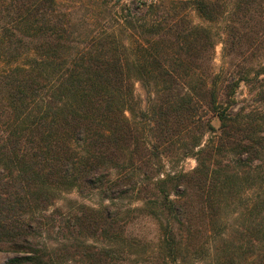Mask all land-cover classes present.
Returning <instances> with one entry per match:
<instances>
[{
	"label": "trees",
	"instance_id": "trees-1",
	"mask_svg": "<svg viewBox=\"0 0 264 264\" xmlns=\"http://www.w3.org/2000/svg\"><path fill=\"white\" fill-rule=\"evenodd\" d=\"M85 1L0 0V252L15 255L3 264H60L40 240L48 213L73 191L111 205L74 202L71 227L118 246L126 231L114 201L135 191L142 207L129 219L161 225L155 241H130L160 248L161 264H264V167L251 166L264 142L237 139L231 111L240 83L264 74L261 59L234 56L254 43L264 51V0ZM190 8L224 23L219 74L211 32L188 19ZM134 80L149 89L146 111ZM236 152L247 170L217 164ZM173 156L196 166L163 175L162 158ZM82 246L86 264L112 256Z\"/></svg>",
	"mask_w": 264,
	"mask_h": 264
},
{
	"label": "rangeland",
	"instance_id": "rangeland-1",
	"mask_svg": "<svg viewBox=\"0 0 264 264\" xmlns=\"http://www.w3.org/2000/svg\"><path fill=\"white\" fill-rule=\"evenodd\" d=\"M62 1V6L68 9L78 8L84 9L88 8V2L85 0H59ZM140 1V0H136ZM153 1V0H145ZM132 0H121L122 6H127L131 4ZM188 19L197 26L207 28L213 37L215 43L214 53H213V71L215 74H219L220 70L222 71L227 67L225 60L223 58V44L222 41L225 39L224 32V23L215 22L208 23L204 21L194 10L190 8L187 10ZM257 47V48H256ZM259 47V48H258ZM235 52H231V54ZM233 54V55H234ZM263 54L261 58L260 55ZM236 63H242L244 60L255 61L261 59V67L258 70L263 71L264 73V51L257 46V43H254L252 49L244 50L242 49L239 54H235ZM244 63V62H243ZM3 64H1V67ZM2 70V68H0ZM221 74V73H220ZM223 75H220L221 81ZM264 74L258 79V82L250 81L248 83L242 82L239 87L236 89V93L233 98V108L231 111L237 115L236 119L239 122V125L236 127V132L232 133L236 136L237 139L242 141H249V137L254 136L257 140L264 142ZM134 91L135 96L138 102L140 103V108L143 111H146L148 108V91L149 89L143 88L141 83L137 80H134ZM215 128H219V123L217 121L213 122ZM250 128V134L243 133L242 130L245 128ZM146 135H148L146 133ZM215 134L208 132L203 137V143L213 139ZM148 139V137H147ZM261 139V140H260ZM259 145V144H257ZM179 147V146H178ZM177 147V148H178ZM181 153V152H179ZM239 157L242 160L247 158V155H240L238 152L234 154H225V156L218 159L217 164L221 167H224L228 171H244L250 167L249 162L243 161L242 163L238 162ZM167 158H162L163 169L162 174L166 175L169 173H179V172H190L195 168L196 162L192 157L180 158V156H173L169 161ZM264 157L258 155L257 159L251 164L252 167L261 165L264 167ZM247 165V166H246ZM138 194L134 192H129L127 196L118 201H114L113 209H118L122 214L118 218L119 222L125 227V242H122L120 246L115 245L114 240L109 239H100L92 237L88 232H79L75 231L71 224L73 222L71 218L72 209L75 207L74 202L86 205L90 208L100 209L104 206H110L111 202L105 200L98 192L84 196H80L76 191H73L69 194L63 195L57 201V207L60 210H51L48 213L47 218L45 219V224L47 225V232L42 236L41 245L44 243L48 245L53 251H57L59 255L60 264H86L83 259L82 244L94 246L99 250L106 249L107 252H110L112 256L107 258V264H161V255L158 253L160 248L149 246V248L134 246L135 244L130 241L131 237L134 236H143L148 241H155L158 236V227L161 225V219H159L160 225L155 222V220L149 217L137 218L135 221L129 219L130 214H132L133 209L141 208L142 203L139 200ZM129 213V214H128ZM229 220L232 222L233 218L229 217ZM163 222V221H162ZM229 233L225 232V236ZM131 244V245H130ZM123 249V254L118 255L116 250ZM15 255L9 252H0V264L5 263L8 259L14 257ZM160 256V257H159ZM125 257V259H124ZM211 257V256H209ZM211 262L210 258L195 260L191 259L192 264H209Z\"/></svg>",
	"mask_w": 264,
	"mask_h": 264
}]
</instances>
